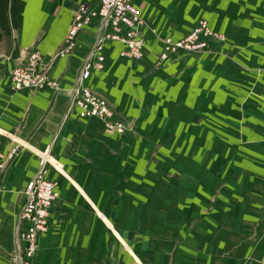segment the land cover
Instances as JSON below:
<instances>
[{
	"label": "crops",
	"instance_id": "obj_1",
	"mask_svg": "<svg viewBox=\"0 0 264 264\" xmlns=\"http://www.w3.org/2000/svg\"><path fill=\"white\" fill-rule=\"evenodd\" d=\"M17 1L19 21L12 20L10 6L3 11L4 18L0 21V57H9L0 67V153L5 158L0 177V264H8L17 231L21 230L22 221L18 216L24 204L23 191L37 172L45 152L50 161L48 179L55 181L56 173L77 187L79 195L83 193L91 206L79 208L75 214H88L93 220L92 223L72 221L51 231L57 235L58 264L96 261L107 264H261L258 256L264 251V241L259 234L262 232L264 239V141L261 150L256 141L264 129L261 93L264 90V52L256 48L245 61L242 58L238 60L240 63L237 61L239 67L226 63L231 66L230 71L239 70L237 79L229 78L228 84H222L224 99L232 108L231 112L235 111L229 119L233 121L229 133L237 138L235 129L238 127L234 124L238 123L241 126L239 139L243 140L240 148L259 156V161L251 168L244 165L245 175L238 176L246 193L240 192L237 180H230L229 192L221 179L208 185L206 172L214 173L217 164L222 163L220 159L229 162L236 151L229 149L230 156L226 159L218 149L220 143L212 153L215 158L207 156L203 150L204 120L198 76L207 73L198 69L197 55H173L182 60L170 67L164 62V67H159L162 89L155 88L151 74L143 76L153 67L147 56L154 55L150 54L146 40L153 37L154 30L159 33L156 25L162 22L156 20L155 15L158 8H164V2L134 0L145 21L141 30L146 41L142 59L120 58V45H108L103 51L104 69L93 72L87 82L89 88L110 105L114 118L125 125L124 131L118 134L106 131L97 118L81 119L76 113L66 114L71 89L93 45L97 22L93 20L76 34L75 46L69 54L57 56L73 23L74 11L80 4L96 8L98 0ZM237 4L233 1L229 6ZM252 5L257 11L261 9L254 1ZM221 11L229 13V9L221 8ZM149 19L155 22L152 24ZM206 21L224 34L226 28H230L227 18L217 20L220 27L214 20ZM185 33L167 36L177 39ZM33 51L39 53L44 71L57 82L58 89L12 92L8 72L15 66H24ZM174 66H181L184 74L169 73ZM249 76L254 77L257 88L246 96ZM135 78L140 81L137 83ZM230 84L232 87L225 86ZM234 90L242 91L245 96ZM246 97L259 103H251ZM216 116L211 115L215 126L230 125ZM219 132L224 129L216 130L215 137H219ZM192 145L195 148L192 149ZM149 151L152 157H148ZM237 162L239 165L242 161ZM213 186L222 190L220 194L218 190L217 203L228 210L221 213L213 204L211 213H217L216 220L210 218V213H202L210 202L205 191L210 192ZM57 191L56 202L60 199L61 187L57 186ZM179 192L184 194L182 202L178 200ZM253 196L255 200L248 208L247 200ZM17 200L22 203L18 211ZM97 218L100 221L96 222ZM70 230L76 234L70 235ZM50 233L39 237L32 264H36L38 256L41 261L52 257ZM220 239L221 244L217 243ZM203 243L210 246L205 247ZM212 245L225 246L226 250L212 248ZM186 256H189L187 261Z\"/></svg>",
	"mask_w": 264,
	"mask_h": 264
},
{
	"label": "rangeland",
	"instance_id": "obj_2",
	"mask_svg": "<svg viewBox=\"0 0 264 264\" xmlns=\"http://www.w3.org/2000/svg\"><path fill=\"white\" fill-rule=\"evenodd\" d=\"M233 1L238 2V4L229 6V4H231V2ZM253 1L255 2L256 6L261 7L259 11L255 10V7H252ZM161 2H164L162 3L163 5L162 7L164 8L163 9L158 8L157 9L158 13L156 12V15H155V19L160 20L162 22L160 24L157 23L158 25H156L157 27L159 26L156 30L159 33H156L154 30L151 33L153 37L146 40L148 41L146 45H148L147 48L149 49L150 54L152 53L154 55L152 57L147 56L149 60L152 61L153 67L146 70L143 74V76H147V74H151L152 82L155 88L157 89H162L160 81L163 80L162 74H160L161 70L159 69V67L163 66L162 64L164 62H166L165 64L167 65L169 64L168 66L170 67L173 64H178V62H181L182 60V59L171 56L169 60L159 61L157 55L160 52L161 45H160V41H158L159 40L158 38L164 37V35L167 36L169 33L172 36L184 34L185 32L189 31V29L195 27L196 23L198 22V20H200V18H204L208 20V22L209 20H214L215 23L218 25L217 27H220V23L217 20H222L223 18L228 19V23H229L228 26L230 28L229 29L226 28L225 30V33L227 32L226 34L223 33L226 39L225 42L216 44L215 46H213L212 48H210V50L206 52L204 51L201 53H196L197 58H198V61H196V65L198 66V69L205 71L207 73L206 75H202V77L198 76L199 78L198 91L201 95L200 96L201 97L200 99L201 109H202L201 113H202V118L204 120V127H203V133H202L204 134V136H203L202 144H203V150H205L204 152L207 156L211 155L213 157L212 153L213 151L214 152L216 151V146L219 143L220 144L218 145V149L222 151L221 154H223V156L226 159L228 158V156H230V154H228L229 149H231L232 151L234 149V153L236 151L235 157L230 159L229 162L226 160L220 159L222 163L217 164V167H216L217 170L214 171V173L206 172L207 179H208V185H212L214 183L213 180H216L218 183V180L221 179L222 181H224V185H226L223 187L230 192V188H229V186H231L230 180H234V181L237 180L239 183L240 192L243 191L244 193H246V189L242 188V180L238 176L245 175L246 169L244 165L248 164V166L251 168L254 165L255 161L257 162L259 161V156L255 154L254 152L247 153L245 152V150L240 148L239 145L241 144L243 140L241 138L239 139L238 132L241 126H239L238 123L234 124V126L238 127L235 129L237 138L235 137L234 139L229 133L230 132L229 128L231 127L233 123V121L229 119H231V115H233L235 111L231 112L232 108L230 107V105H228V101L224 99L226 96H225V92L222 90L223 89L222 84L223 85L225 83L228 84L229 78L231 80H234V78L237 79L239 75V70L237 69L236 70L233 69V71L229 70L231 66L226 64L227 62H230V64L233 63L236 66L238 65L239 67L240 61L238 60H241L242 58V60L245 61V58L248 56H251L250 53L251 52L254 53L256 51L255 50L256 48L264 52V12H263L264 0H168V1L160 0V3ZM98 3H99V0H98ZM98 3H97V6H98ZM80 5H86V4H80ZM9 6H10L9 11L13 15L12 20H15V23H16L20 19V13L18 9L20 7V4L17 0H0V21L1 22L3 21V18H4V16H2L4 15L3 11H5V9ZM221 8H224V11L226 9H229V13H224L223 11H221ZM141 17H142V11H141ZM253 19H254V22L251 21ZM153 21L154 19H149V22L152 24H153ZM262 21H263V25L261 24ZM142 24L143 25L142 27H140L139 33H141V30L144 28V25H145L144 18H142ZM70 27H69V30L71 29ZM149 31L151 32L152 30L149 29ZM33 52H36V51H33ZM219 65H221L222 68L218 67ZM182 70L183 68L181 66H177V68L174 66L170 69L169 73L180 74L179 76H182L184 74ZM248 79L249 81H247V85L248 86L250 85V87L248 89V92H246V96L248 94L251 95L254 92V90H256L257 88L254 77L249 76ZM134 81L138 83L140 80L137 81L135 78ZM225 86H231V84L225 85ZM87 87L89 88L88 85ZM92 91L94 92L96 96H98L99 98L103 99L106 102V100L102 98L98 94V92H96L93 89ZM216 92L218 93V95L214 96V93ZM233 92L237 93L238 95L245 96V93H243L242 91L234 90ZM261 93L264 96L263 89ZM246 100H247V97H246ZM249 100L247 101L251 103L252 102L256 104L259 103V101L253 98ZM211 115L213 116L217 115L216 118L221 119L222 121H224V123H228L230 125L229 126L224 125V126H219V127L215 126V124L212 123L211 121V118H212ZM212 124H214V127L212 126ZM220 128H223L224 132H219L218 133L219 137L217 136L215 137V135H217L216 130H219ZM258 129H260V127H258ZM260 133L261 134L259 135V138L256 141V146L261 150L263 149L262 141H264V129ZM187 147H188V150H190L189 149L190 144H188ZM193 147L194 145H192V149ZM179 148H180V145L177 147L178 152L180 151ZM247 149L251 150L250 146H248ZM144 151L146 153L147 150H144ZM148 157H152V151H149ZM237 160L242 161L241 164H239L240 166L238 165ZM241 165L243 166L242 168H241ZM176 167L179 168L178 165H176ZM217 171H219V173H217ZM54 174L56 175L55 177L56 185L59 188L61 187V194H60V199L58 200V202L56 203L54 202L53 206L50 207L52 209L50 212V216H48L49 218L47 221V224H48L47 233L48 231L49 233L52 230L55 231L57 226H63L64 224H67L72 221L77 222V223L84 222V221H86L87 223L89 221V223H92L93 220L89 219L90 216L88 214H84V215L75 214L79 212V208H85V207L89 208L91 206L89 201L85 199L83 193H80L81 195H79L77 191V187L75 188L73 185L68 183L65 177H62L56 173ZM211 188L212 189L210 192L205 191L210 202L207 206V209L205 211L202 210V213L203 214L210 213L208 214L210 218L212 220H216L218 219L217 213L216 214L211 213V210H213L212 209L213 204L217 205L218 210L221 213L222 211L228 212V210L227 209L224 210L223 209L224 206H219V204L217 203L218 190H219V194L220 192H222V190L214 186ZM183 195L184 194L181 192L177 194L179 198L178 200L180 202L183 201V198H182ZM23 196H24V191H23ZM254 200H255L254 196L249 201L247 200L248 208H250ZM23 201H24V198L22 202ZM201 202L203 203V200H201ZM20 204L22 203H20L17 200L16 201L17 211H18ZM234 214L235 213H233L232 215ZM97 221H100V220L97 218L96 222ZM209 224L211 225L210 222ZM26 226H27V223L24 220H22L20 232H23ZM261 233L262 232L259 233L260 240L264 241V239H262ZM50 234H51V239H52L51 240L52 245H49V248H51V246L53 248V249L51 248L52 250H50L52 257L48 256L46 260L43 259V261H41L38 256V258L36 257L37 259L36 264H58L59 253H58V248H57V238H56L57 235L56 233H53V232H51ZM75 234L76 233L73 232V230H70V235H75ZM221 240L222 239H220V241H218L217 243H220ZM262 241H260V243ZM36 244L38 246V240ZM203 244L205 245V247L210 246L207 243H203ZM211 247L212 248L215 247L218 250H222V249L226 250L225 246L224 248L219 247V245L218 246L212 245ZM41 249L42 248H40V251ZM262 253H264V251ZM262 253H260V255L258 256V258L261 259V260H258L261 264H262V260L264 261V254ZM11 255H12V251H11L10 256ZM188 257L189 256H186L184 260L187 261ZM246 259H248L249 261H252L251 257H247ZM9 262H10V257L8 259V264ZM31 264H32V261H31ZM71 264H107V263H103V262L100 263L96 261L95 263L84 262V263H71Z\"/></svg>",
	"mask_w": 264,
	"mask_h": 264
},
{
	"label": "built area",
	"instance_id": "obj_3",
	"mask_svg": "<svg viewBox=\"0 0 264 264\" xmlns=\"http://www.w3.org/2000/svg\"><path fill=\"white\" fill-rule=\"evenodd\" d=\"M93 20L97 22L96 36L71 89L66 114L68 116L76 113L81 119L97 118L106 131L119 134L124 131L125 125L114 118L111 107L87 87V82L93 72L104 69L103 51L108 45H120L118 52L120 58L132 61L142 59L146 41L139 33L143 25L141 10L134 0H99L96 8L80 5L74 11L73 24L57 54L59 58L72 51L76 34ZM158 39L161 45L157 55L159 61L169 60L176 54L206 52L226 40L223 33L214 30L204 19H200L195 27L177 39H173L170 35ZM8 59L9 57H0V67ZM25 60L24 66H15L8 72L12 92L29 89L42 91L47 87L58 89L57 82L50 79L44 71L45 65L38 52L30 53ZM4 159V155L0 153V177ZM49 162L48 154L42 153L37 172L24 189V204L18 217L20 221L24 220L27 226L23 232L17 231L9 264H31L33 255L38 249L37 240L47 234L49 209L58 198L55 181L47 177Z\"/></svg>",
	"mask_w": 264,
	"mask_h": 264
}]
</instances>
